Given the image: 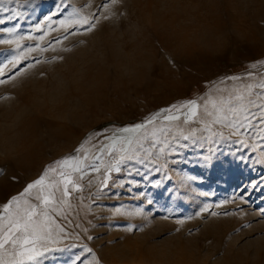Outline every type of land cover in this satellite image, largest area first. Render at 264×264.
Listing matches in <instances>:
<instances>
[{"label": "snow or ice", "instance_id": "obj_1", "mask_svg": "<svg viewBox=\"0 0 264 264\" xmlns=\"http://www.w3.org/2000/svg\"><path fill=\"white\" fill-rule=\"evenodd\" d=\"M39 0H0V101L11 99L10 87L37 67L64 59L72 51L64 42L94 32L120 11L121 0H58L54 10L35 18ZM33 18L27 31L20 21ZM12 26H2L13 22ZM83 43V40L79 41ZM53 53L51 56L46 53ZM175 66L177 62L169 57ZM264 58L250 62L242 74L210 83L202 93L145 114L139 122L93 130L71 154L47 164L37 178L0 203V264H46L56 254L71 252L70 264H104L100 252L83 241L92 230L119 225L132 233L135 218L149 220L157 201L152 191L163 189L170 205L198 192L203 175L192 169L264 170ZM42 75L46 73L42 72ZM6 169L0 167V177ZM13 180L17 177L13 176ZM264 175L242 184L217 204L203 203L187 220L237 216L240 229L250 227L251 192L262 190ZM127 195L125 201L122 197ZM115 199L117 203L105 202ZM227 205H235L228 209ZM215 209H220L216 211ZM168 220L173 208L168 207ZM264 218V207L256 209ZM106 213V215H105ZM180 231L185 220H177ZM142 231L143 228L140 227ZM110 243H112L110 241Z\"/></svg>", "mask_w": 264, "mask_h": 264}, {"label": "clouds", "instance_id": "obj_2", "mask_svg": "<svg viewBox=\"0 0 264 264\" xmlns=\"http://www.w3.org/2000/svg\"><path fill=\"white\" fill-rule=\"evenodd\" d=\"M119 10L124 15L78 37L63 60L37 67L10 87L11 99L0 101V159L28 167L100 115L149 90L178 87L171 66L164 65L163 78L154 75L163 64L161 50L179 64L219 55L233 43H264L257 28L264 0H121ZM199 223L195 234L182 229L158 240L155 233L168 226L154 221L100 254L104 264H264V220L211 247L201 246V238L215 234L218 221Z\"/></svg>", "mask_w": 264, "mask_h": 264}, {"label": "rangeland", "instance_id": "obj_3", "mask_svg": "<svg viewBox=\"0 0 264 264\" xmlns=\"http://www.w3.org/2000/svg\"><path fill=\"white\" fill-rule=\"evenodd\" d=\"M58 0H39L38 10L35 18H41L43 15L48 14L54 10ZM77 5H80L84 0H75ZM97 3L100 0H96ZM8 15V13L0 12V18ZM33 22V18L30 16L25 21H20L23 30L27 31L30 23ZM13 22H7L2 26H12ZM257 28L264 30V19L257 22ZM82 38L83 36H78ZM78 37H71L69 41L64 42L67 46L71 47ZM7 46L0 45V60L7 55L2 51ZM45 55L51 56L53 53L49 52ZM159 57L163 60V64L158 65L155 68L154 75L161 79L167 72L168 68L164 65L171 66V71L177 76L179 80L178 87H171L163 91L149 90L144 95L137 96L133 102L119 108L115 111L107 114L100 115L94 123L86 128L76 130L71 136L65 137L63 140V146L56 151H49L42 155L37 162L32 163L25 168H19L11 160L0 159V167L6 169L4 176L0 177V203L6 201L10 196L19 193L23 187L31 180L38 177L44 167L52 161L61 158L65 155L71 154L79 143L86 136L87 133L93 130H102L105 127H113L118 125H126L131 122H139L140 119L147 113L170 105L183 98H192L199 94H202L210 83L217 81L219 78L233 75L242 74L247 69L250 62H254L258 59L264 58V43L256 44H240L233 43L231 46L223 50L219 55L213 57H198L183 63L176 64L175 66L170 62L166 53L161 50ZM257 71H264V68L257 69ZM178 167L183 168L193 174L203 175L204 180L197 182L196 188L198 192L215 193V195L204 196H188L182 201H178L174 206L170 205L163 196V189L152 191L155 194V200L157 201L149 211V220L145 221L143 218H135L133 221L139 227L132 233L141 232L140 227L146 230L150 227L154 221H165L167 229L155 233L154 238L158 240L164 239L166 236L174 235L177 227V220H185L182 229H186L189 235L199 232L201 224L199 223L200 217L194 220H187L189 216H193L203 203L217 204L221 200L227 198L237 189L239 185L247 184L250 180L256 179L261 175H264V170L257 169V171H249L247 168H233L228 171L220 169H213L211 171L205 169H192L188 165L182 164ZM16 176L17 179L13 180L12 177ZM262 190L251 192L249 197L250 205L246 207V211L249 215L246 217L250 223H259L264 218H260L256 212L257 208L264 207V185H261ZM125 201L127 195L122 197ZM108 205L117 203L115 199L105 202ZM172 207L173 213L168 220L164 217L169 215L167 208ZM228 209H233L235 205H227ZM220 211V209H215ZM256 214V215H253ZM106 215V213H105ZM209 218L216 219L218 221V228L215 234H209L201 238V246L211 247L216 244H226L237 233L246 231L247 228L240 229V225L244 222L243 219L237 216H218L210 217L208 214H204L203 219ZM104 227H99L90 234L94 235L95 239L83 241L84 243L92 246L97 252L109 247L110 244H114L122 239L127 232L123 231L126 223L123 219L119 221V225L107 226L106 220L98 221ZM247 238V237H245ZM110 241L112 243H110ZM243 242V241H242ZM72 253H58L56 259L46 262V264H70V258Z\"/></svg>", "mask_w": 264, "mask_h": 264}]
</instances>
